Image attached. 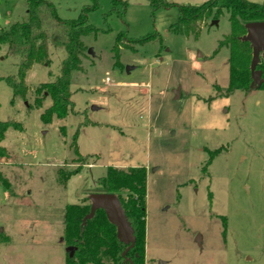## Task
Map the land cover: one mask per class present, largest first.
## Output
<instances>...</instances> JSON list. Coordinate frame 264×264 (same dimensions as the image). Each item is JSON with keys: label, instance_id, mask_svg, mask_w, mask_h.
Here are the masks:
<instances>
[{"label": "rangeland", "instance_id": "obj_1", "mask_svg": "<svg viewBox=\"0 0 264 264\" xmlns=\"http://www.w3.org/2000/svg\"><path fill=\"white\" fill-rule=\"evenodd\" d=\"M48 1L63 20L87 8L95 30L81 39L72 112L47 124L42 85L59 75L62 52L49 46L48 64H33L13 97L2 78L14 61L0 50V121L21 126L0 142V264H66L65 206L89 204L109 167L146 170L144 264H264V90L224 93L228 14L185 36L169 31L178 6L208 0ZM26 10V0H0V28Z\"/></svg>", "mask_w": 264, "mask_h": 264}, {"label": "trees", "instance_id": "obj_2", "mask_svg": "<svg viewBox=\"0 0 264 264\" xmlns=\"http://www.w3.org/2000/svg\"><path fill=\"white\" fill-rule=\"evenodd\" d=\"M94 9L96 0H90ZM157 7H170L165 0H149ZM27 19L0 28V50L4 47V57L11 58L15 74L2 79L12 89L13 97L25 90L24 78L33 64H48V48L62 52L59 75L49 83L42 85L44 93L50 98L51 105L40 115V120L47 124L53 118L64 119L73 110L70 90L72 74L79 70L80 57L85 48L82 37L95 29L87 24L83 11L74 20L58 17L54 5L48 0H26ZM114 7H124V2L111 0ZM228 14L229 34L219 42V48H226L228 53L229 85L224 93L241 91L245 95L253 90H264V51L260 54L257 69L261 72V83L256 84L250 76L251 48L240 41L245 34V24L264 22V0L261 3L246 0H208L201 5L178 6V21L169 27L175 34L188 36L196 34V24L203 18ZM124 32L117 35L115 44L122 42ZM152 39L147 36L138 40L145 43ZM114 48V49H115ZM8 128L21 130L19 123L12 120L0 121V142ZM77 132L73 135L75 142ZM74 151L78 154L77 148ZM7 156L0 147V158ZM80 157V156H79ZM81 159H84L81 157ZM78 172L75 169L66 176ZM146 170L143 167L132 168L127 172L109 167L104 176L97 179L90 193H107L118 197L125 217L135 236L131 249L124 253L127 246L117 240L115 228L108 223L103 211L98 210L93 217L83 218L89 212V204L66 205L64 210L63 241L67 249L66 264H103L108 258L111 264H144L145 252V194ZM124 253V254H123Z\"/></svg>", "mask_w": 264, "mask_h": 264}, {"label": "water", "instance_id": "obj_3", "mask_svg": "<svg viewBox=\"0 0 264 264\" xmlns=\"http://www.w3.org/2000/svg\"><path fill=\"white\" fill-rule=\"evenodd\" d=\"M211 25L217 26V21L212 20ZM245 34L239 39L249 44L251 48V60L249 65L251 79L256 83H261V72L257 69L260 54L264 51V22L247 23L244 26ZM91 52V49L89 50ZM176 95L177 90L173 91ZM96 109V108H92ZM89 212L83 218V223L93 217L96 211H103L106 220L115 228V234L118 241L125 244L127 248L124 253L131 249L135 242L133 229L127 221L121 202L117 196L107 193H92L88 196ZM73 251V248H69ZM123 253V254H124ZM163 264V262H159Z\"/></svg>", "mask_w": 264, "mask_h": 264}]
</instances>
